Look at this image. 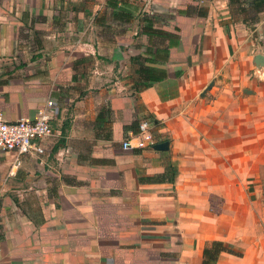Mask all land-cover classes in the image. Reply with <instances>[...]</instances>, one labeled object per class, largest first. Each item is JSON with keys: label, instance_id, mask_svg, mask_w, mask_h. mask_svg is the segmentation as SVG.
Returning <instances> with one entry per match:
<instances>
[{"label": "crops", "instance_id": "obj_1", "mask_svg": "<svg viewBox=\"0 0 264 264\" xmlns=\"http://www.w3.org/2000/svg\"><path fill=\"white\" fill-rule=\"evenodd\" d=\"M245 1L0 0L1 111L56 102L47 154L0 150V264H204L214 240L241 252L216 264H264V6ZM145 119L168 147L124 149Z\"/></svg>", "mask_w": 264, "mask_h": 264}, {"label": "built area", "instance_id": "obj_2", "mask_svg": "<svg viewBox=\"0 0 264 264\" xmlns=\"http://www.w3.org/2000/svg\"><path fill=\"white\" fill-rule=\"evenodd\" d=\"M55 112L56 102L52 99L38 111L34 119L8 120L0 109V150L13 156V166L19 167L28 155L47 154L45 138L53 133L51 120ZM152 128L150 120H142L138 132L123 141V148H154L157 141Z\"/></svg>", "mask_w": 264, "mask_h": 264}, {"label": "trees", "instance_id": "obj_3", "mask_svg": "<svg viewBox=\"0 0 264 264\" xmlns=\"http://www.w3.org/2000/svg\"><path fill=\"white\" fill-rule=\"evenodd\" d=\"M232 1L239 3L240 6L243 5L244 3L245 4L248 3L245 0H232ZM250 4H252L255 9L261 8L264 6V0H251ZM241 10H243V12L245 13L246 16L249 15V13H251L253 11V10L249 11L245 8H241ZM143 21H144V27H143L144 32H146L148 34H154V33L158 34L159 30L156 27H154L155 19L150 14H144L143 15ZM146 70H148V69H146ZM151 71H152V69H150L149 74H146V77L152 81L157 80L158 77L152 75ZM148 85L149 84H146V86H148ZM171 179H174V176ZM222 252L241 255V252H237L234 248L226 245L224 242L214 240V241L208 243L205 247L204 264H216L220 254Z\"/></svg>", "mask_w": 264, "mask_h": 264}, {"label": "rangeland", "instance_id": "obj_4", "mask_svg": "<svg viewBox=\"0 0 264 264\" xmlns=\"http://www.w3.org/2000/svg\"><path fill=\"white\" fill-rule=\"evenodd\" d=\"M243 15H245V14H242V13H235V15H234V18H237V19H240L241 17H243ZM247 20H249L250 21V23H252V25L254 24V23H256L257 21H258V19H259V16L257 15V14H255V13H253V12H251V13H249V15H247ZM254 20V21H253ZM256 34V33H255ZM35 46V45H34ZM33 46V47H34ZM34 49V48H33ZM32 49V50H33ZM31 51V50H30ZM256 65V64H255ZM257 67V66H256ZM257 68H259V67H257ZM263 69H264V67H262ZM262 68H259V69H262ZM260 188H259V190H260V196H261V202H262V204H261V206H262V208H263V210H264V168H263V172L261 173V177H260ZM233 247V246H232Z\"/></svg>", "mask_w": 264, "mask_h": 264}, {"label": "water", "instance_id": "obj_5", "mask_svg": "<svg viewBox=\"0 0 264 264\" xmlns=\"http://www.w3.org/2000/svg\"><path fill=\"white\" fill-rule=\"evenodd\" d=\"M254 63L256 64L257 67L262 68L264 67V53H258L254 57ZM168 147V142H160L156 143L154 145V149H164Z\"/></svg>", "mask_w": 264, "mask_h": 264}]
</instances>
